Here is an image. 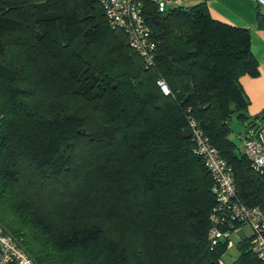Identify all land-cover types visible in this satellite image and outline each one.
Returning a JSON list of instances; mask_svg holds the SVG:
<instances>
[{"label":"trees","instance_id":"1","mask_svg":"<svg viewBox=\"0 0 264 264\" xmlns=\"http://www.w3.org/2000/svg\"><path fill=\"white\" fill-rule=\"evenodd\" d=\"M143 8L149 68L97 0H0V225L37 264H226L227 240L209 237L212 179L182 135L191 120L238 200L264 209V171L230 137L232 118L264 128L240 84L259 73L248 29L204 2ZM251 240L232 264H264Z\"/></svg>","mask_w":264,"mask_h":264},{"label":"built area","instance_id":"2","mask_svg":"<svg viewBox=\"0 0 264 264\" xmlns=\"http://www.w3.org/2000/svg\"><path fill=\"white\" fill-rule=\"evenodd\" d=\"M103 8L108 24L125 31L130 48L141 58L143 67L149 68L154 63L156 40L152 35L143 8V0H97ZM158 12L178 6L181 0H147ZM264 9V0H254ZM160 91L167 95L170 90L163 78L156 80ZM194 151L207 169L213 185L212 193L215 204L209 215V237L211 244L219 240L231 242V233L239 225L247 223L252 229V249L264 263V209L259 206H247L236 196L234 173L231 165L220 155L209 138L198 128L193 120L189 123ZM243 152L256 172L264 171V128L254 129L242 137ZM236 223L239 224L236 226ZM0 264H37L25 249L0 225Z\"/></svg>","mask_w":264,"mask_h":264},{"label":"crops","instance_id":"3","mask_svg":"<svg viewBox=\"0 0 264 264\" xmlns=\"http://www.w3.org/2000/svg\"><path fill=\"white\" fill-rule=\"evenodd\" d=\"M200 2L207 5L212 18L248 29L250 49L258 63L259 73L256 76H241L240 84L249 101L248 114H264V9L258 7L254 0H181V5L193 6ZM257 123L264 125L261 119ZM251 129L244 125L239 137ZM239 141L242 148V139L239 138Z\"/></svg>","mask_w":264,"mask_h":264},{"label":"rangeland","instance_id":"4","mask_svg":"<svg viewBox=\"0 0 264 264\" xmlns=\"http://www.w3.org/2000/svg\"><path fill=\"white\" fill-rule=\"evenodd\" d=\"M230 126L232 129L230 133V137L240 147L239 134L243 131L244 124L239 122L237 119L232 118V120L230 121ZM239 230H240V233L238 232ZM251 233H252V229L247 223L239 225L238 228L231 233L230 239H231L233 246L226 250L222 258V260L226 264H232L235 262L239 254L237 243L240 241V239H242L245 236L250 235Z\"/></svg>","mask_w":264,"mask_h":264},{"label":"water","instance_id":"5","mask_svg":"<svg viewBox=\"0 0 264 264\" xmlns=\"http://www.w3.org/2000/svg\"><path fill=\"white\" fill-rule=\"evenodd\" d=\"M182 135H183L184 138H190V136H191L190 129L189 128H185L182 131Z\"/></svg>","mask_w":264,"mask_h":264}]
</instances>
